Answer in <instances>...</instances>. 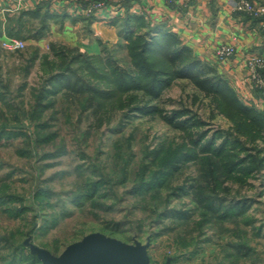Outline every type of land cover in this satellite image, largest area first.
<instances>
[{
    "label": "rangeland",
    "instance_id": "1",
    "mask_svg": "<svg viewBox=\"0 0 264 264\" xmlns=\"http://www.w3.org/2000/svg\"><path fill=\"white\" fill-rule=\"evenodd\" d=\"M128 1L117 2L123 5ZM101 2L102 7L107 5ZM89 6V13L101 8ZM19 16V11L0 12V197L9 199V194L14 199L0 204V264H9L17 244L24 245L26 253L38 256L40 263L36 264H60L70 246L93 235H105L132 249L147 264H264V169L243 186L225 182L228 203L234 199L247 201L244 213L225 220L208 215L210 210L200 203L196 189H178L198 178L199 166L195 162L183 164L161 187L147 193L131 192L139 176L146 174L145 178L150 179L157 170L156 162L151 163L156 159L155 150L171 152L185 140V132L167 121L173 110L187 108L190 112L183 117L196 113L209 127L227 129L232 125L206 91L189 78H178L153 100L158 112L133 114L129 119L125 108L110 104L89 107L60 92L52 100L53 107L42 113V119L53 117L48 121L51 127L37 130L38 120L29 113L36 101L34 89L44 83L45 75L41 58L31 63L36 48L47 54L52 42L65 44L99 54L104 62L109 59L125 68L132 67V57L127 42L121 40L120 26L116 42L101 41V51L91 53L69 39L55 38L50 29L43 37L33 38L40 20L27 16L20 27ZM77 19V27L76 22L72 23L77 39L91 41L94 35L89 20ZM56 24L57 32L63 34L65 23ZM9 38L24 40L26 45L7 50L2 42ZM236 53L237 48L222 60L216 56L224 62ZM253 54L247 57V66ZM208 65L216 67L209 61ZM248 69L253 88L263 89L264 85H259L249 66ZM216 70L237 92L226 73L217 67ZM50 130L57 132L56 140L36 144V134ZM8 131L15 134L11 136ZM58 149L63 153L41 157L43 152ZM91 179L100 181L93 199L74 203L76 193L85 191ZM43 188L52 194L39 201L36 193ZM24 204L28 209L19 215L9 211ZM169 208L181 209L185 216H160ZM100 256L105 264H111L109 258L117 256L120 262L139 264L116 253Z\"/></svg>",
    "mask_w": 264,
    "mask_h": 264
},
{
    "label": "trees",
    "instance_id": "2",
    "mask_svg": "<svg viewBox=\"0 0 264 264\" xmlns=\"http://www.w3.org/2000/svg\"><path fill=\"white\" fill-rule=\"evenodd\" d=\"M49 4L50 0H42L34 9L19 10L17 23L20 27L27 16L40 20V27L31 35L35 39L44 36L53 19L63 23L67 17L66 13L56 15L50 12ZM119 26L121 40L127 42L132 57L130 68L116 65L109 59L104 62L99 54H88L56 42L51 43V52L47 54H41L36 48L31 63L41 58L45 75L44 83L34 89L36 101L29 113L32 119L38 120L36 129L49 130L51 127L48 121L53 117L49 115L45 117L47 119H42V113L53 107V98L60 92L72 95L89 107L96 104L97 108H104L110 104L119 109L125 108V117L129 119L133 114L158 112L159 107L153 104V100L159 98L176 79L189 78L206 91L218 111L225 114L232 125L227 129L209 127L196 113L183 117L190 112L187 108L173 110L167 121L185 132V140L175 149L171 148V152L163 154L160 149L155 150L158 160L151 163L156 162L157 170L150 179L145 178L146 174L139 176L131 192L147 193L161 187L168 176L183 164L195 162L199 166V176L194 179L197 184L193 182L178 189L185 192L190 188L196 189L200 203L209 208L210 216L225 220L244 213L247 201L234 199L228 203L225 182L243 186L264 169V110L243 101L216 67L195 56L177 34L162 25L146 23L143 17L127 13ZM260 91L264 92V88ZM7 133L11 136L15 134L14 131ZM57 136L53 130L39 131L36 144H48ZM62 153V149L47 151L41 157H56ZM99 182L88 180L85 191L77 192L73 202L79 204L92 200L99 189ZM51 194L50 190L43 188L36 193V199L44 201ZM8 198L0 197V204L14 200L9 194ZM27 209L24 204L16 211H9L19 215ZM184 213L181 209L169 208L160 216L184 217ZM24 249V245L17 244L9 264L40 263L36 254L26 253Z\"/></svg>",
    "mask_w": 264,
    "mask_h": 264
},
{
    "label": "crops",
    "instance_id": "3",
    "mask_svg": "<svg viewBox=\"0 0 264 264\" xmlns=\"http://www.w3.org/2000/svg\"><path fill=\"white\" fill-rule=\"evenodd\" d=\"M42 0H0V12L34 9ZM96 1L107 5L89 13L88 6ZM234 0H129L118 4L117 0H50V12L66 13L64 33L57 32L56 19L50 22L55 38L69 39L73 45L91 53L101 51L102 42H116L118 28L127 13L143 17L146 23L162 25L177 34L183 44L200 59L211 62L225 72L239 95L264 110V92L255 89L250 80L247 57L254 54L264 56V15L253 18L235 11ZM264 5V0H255ZM4 14V13H3ZM89 20V29L94 35L78 40L72 31V23L79 25L77 18ZM89 18V19H88ZM60 19V18H59ZM118 21V23H115ZM62 22V21H60ZM91 39V37H90ZM102 41V42H101ZM234 44L237 53L228 61L219 62L216 48L223 44ZM264 77V69H261Z\"/></svg>",
    "mask_w": 264,
    "mask_h": 264
},
{
    "label": "water",
    "instance_id": "4",
    "mask_svg": "<svg viewBox=\"0 0 264 264\" xmlns=\"http://www.w3.org/2000/svg\"><path fill=\"white\" fill-rule=\"evenodd\" d=\"M34 249V246L31 247ZM116 253L131 258L139 264H147L143 257L138 256L132 249L119 244L105 235H93L75 243L63 254L60 264H105L100 258L102 254ZM118 262H116L115 260ZM111 264H129V261H119V257L109 258Z\"/></svg>",
    "mask_w": 264,
    "mask_h": 264
},
{
    "label": "built area",
    "instance_id": "5",
    "mask_svg": "<svg viewBox=\"0 0 264 264\" xmlns=\"http://www.w3.org/2000/svg\"><path fill=\"white\" fill-rule=\"evenodd\" d=\"M122 2L124 0H117ZM101 1H96L93 4V8L102 7ZM234 9L237 11L246 12L253 17H262L264 15V5L256 2L255 0H235ZM26 42L18 38H9L2 42V46L14 51L19 48L25 47ZM236 52V47L233 44L224 43L216 48V55L219 59H224L232 56ZM248 66L251 70V74L254 80L261 86L264 85V77L261 74V69L264 68V56L261 54H253L249 57Z\"/></svg>",
    "mask_w": 264,
    "mask_h": 264
}]
</instances>
